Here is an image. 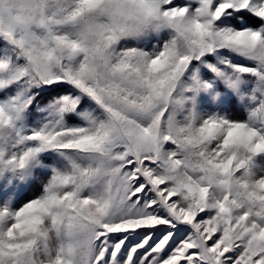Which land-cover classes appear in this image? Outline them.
I'll use <instances>...</instances> for the list:
<instances>
[{"label": "snow or ice", "instance_id": "1", "mask_svg": "<svg viewBox=\"0 0 264 264\" xmlns=\"http://www.w3.org/2000/svg\"><path fill=\"white\" fill-rule=\"evenodd\" d=\"M0 264H264V0H0Z\"/></svg>", "mask_w": 264, "mask_h": 264}]
</instances>
